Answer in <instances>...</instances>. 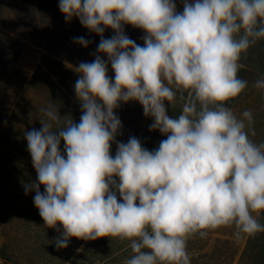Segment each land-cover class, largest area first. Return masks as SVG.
<instances>
[{
	"label": "clouds",
	"instance_id": "9594fccd",
	"mask_svg": "<svg viewBox=\"0 0 264 264\" xmlns=\"http://www.w3.org/2000/svg\"><path fill=\"white\" fill-rule=\"evenodd\" d=\"M180 3L182 11L175 0H58L66 22L100 39L94 59L75 69L78 123L47 105L40 127L24 133L36 173L24 193H34L44 228L60 226L57 249L70 238L112 237L127 242L124 264H191L192 237L219 227L236 240L264 233V140L251 139L250 110L237 116L227 106L246 87L264 97V73L237 76L242 54L264 40V0ZM124 25L142 30L143 46ZM129 101L166 137L151 151L136 137L115 139L114 110ZM176 101L180 111L169 116L166 103Z\"/></svg>",
	"mask_w": 264,
	"mask_h": 264
},
{
	"label": "trees",
	"instance_id": "16d2710c",
	"mask_svg": "<svg viewBox=\"0 0 264 264\" xmlns=\"http://www.w3.org/2000/svg\"><path fill=\"white\" fill-rule=\"evenodd\" d=\"M57 3L58 0H0V230L4 238L0 262L68 264L83 248L78 255V264H124L130 254L126 241L112 237L92 241L70 238L66 248L57 249L54 239L59 236V225L56 229L44 228L35 207L31 217L25 218L29 215H12L5 206V195L14 182L23 186L36 180L24 133L40 127V109L52 105L58 108L62 117H68L74 123H78L81 114L79 103L74 99L73 86L78 78L75 69L80 62L90 63L94 59L100 37L81 27L75 18L66 22ZM123 28L126 36L143 46L142 30L129 25ZM112 34L107 28L103 33L105 38ZM74 37H84L90 43L81 47L74 43ZM25 42L44 52L40 64L31 74H25L17 67ZM239 64L237 76L243 80L251 82L264 73V40L250 46L242 54ZM108 75L110 78L113 75L110 66ZM250 89L246 87L228 101L227 106L232 109L257 91ZM180 104L176 101L171 108L166 103L168 115H177ZM114 112L121 121L116 141L127 142L133 136L151 151L166 138L156 130H148L151 118L142 128L144 114L138 102L120 104ZM60 147L63 148L62 142ZM114 153L115 143L110 146V155ZM39 190L43 192V186ZM259 220L264 223V213ZM204 240L199 237L188 240L191 264H264V233L247 237L239 255L229 236L220 234L212 242Z\"/></svg>",
	"mask_w": 264,
	"mask_h": 264
},
{
	"label": "rangeland",
	"instance_id": "374dc122",
	"mask_svg": "<svg viewBox=\"0 0 264 264\" xmlns=\"http://www.w3.org/2000/svg\"><path fill=\"white\" fill-rule=\"evenodd\" d=\"M175 3H176V10L182 11V5L180 3V0H175ZM43 55L44 52L41 48L35 46L32 43L25 42L23 50L17 62L18 69L25 74H31L40 64ZM246 109L250 110L253 114L252 127L256 135L254 137H251V139H253L254 142H259L261 140H264V97L261 96V93L259 91H255V92L253 91L252 93H250L246 98V100H243L234 108H232V111L234 114L239 116V114ZM149 118L150 117L144 116L142 122V128L146 125ZM8 180L14 182V180L12 179H8ZM14 183L15 185H12L10 190H8L5 195L6 197V199L4 200L5 206L8 212L12 215L23 217L25 214H28L29 216L25 218H30L32 214V208L34 207L32 203L34 193L29 191L28 194L25 195L23 186L17 185L16 182ZM232 233H233V229L231 227H219L215 230L209 231L204 241L212 242V240L218 239L220 234L229 236L230 241L233 243L234 250L239 255L243 250L247 236H243L241 239L236 240L234 239ZM3 240L4 238L2 235V231L0 230V246L3 243ZM82 252H83V248L78 250V252L72 257V259L68 264H78L79 262L78 255ZM195 254H197V252ZM0 264L3 263L0 262Z\"/></svg>",
	"mask_w": 264,
	"mask_h": 264
}]
</instances>
